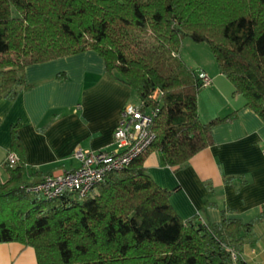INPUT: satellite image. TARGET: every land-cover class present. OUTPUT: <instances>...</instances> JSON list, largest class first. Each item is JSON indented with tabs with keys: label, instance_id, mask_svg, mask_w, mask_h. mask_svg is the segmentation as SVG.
<instances>
[{
	"label": "trees",
	"instance_id": "1",
	"mask_svg": "<svg viewBox=\"0 0 264 264\" xmlns=\"http://www.w3.org/2000/svg\"><path fill=\"white\" fill-rule=\"evenodd\" d=\"M186 37L208 44L234 93L264 121V0H0V100L32 87L28 66L94 50L143 107L159 109L149 151L182 167L214 144L216 125L237 116L200 119L203 88L180 57ZM19 127L11 130L19 160L6 161L0 182V243L33 247L38 264H232L233 253L249 264L243 249L264 211L248 223L225 209L213 224L181 218L171 191L148 173V152L85 196L27 194L37 182L24 177Z\"/></svg>",
	"mask_w": 264,
	"mask_h": 264
},
{
	"label": "crops",
	"instance_id": "2",
	"mask_svg": "<svg viewBox=\"0 0 264 264\" xmlns=\"http://www.w3.org/2000/svg\"><path fill=\"white\" fill-rule=\"evenodd\" d=\"M180 57L213 79L198 95L200 119L210 122L235 111L237 116L216 125L214 144L186 165L164 166L157 151H149L146 169L158 185L171 191L170 202L181 218L197 215L199 221L213 224L225 209L228 218L248 223L264 211V121L246 107L242 95L234 93L208 46L183 41ZM25 78L32 84L29 90L13 100H0V182L9 178L6 161L13 125L20 124L24 177L39 182L46 174L77 168L73 152L78 146L112 147L121 110L136 104L137 95L106 71L104 59L94 50L30 65ZM242 258L249 264H264V221L254 227ZM0 264H38L37 254L18 242L0 243Z\"/></svg>",
	"mask_w": 264,
	"mask_h": 264
},
{
	"label": "built area",
	"instance_id": "3",
	"mask_svg": "<svg viewBox=\"0 0 264 264\" xmlns=\"http://www.w3.org/2000/svg\"><path fill=\"white\" fill-rule=\"evenodd\" d=\"M196 74L202 88L213 83L207 72L198 70ZM158 111L159 109L143 107L142 102L138 105L126 104L114 129L112 147L99 150L76 147L73 156L79 161L77 168L46 174L36 184L26 186V193L46 199L58 198L68 193L87 195L105 180L109 172L123 170L149 152L156 139L153 125ZM18 160L17 153L10 151L7 156L9 164L15 166ZM237 259L238 255L233 253V260L236 262Z\"/></svg>",
	"mask_w": 264,
	"mask_h": 264
},
{
	"label": "rangeland",
	"instance_id": "4",
	"mask_svg": "<svg viewBox=\"0 0 264 264\" xmlns=\"http://www.w3.org/2000/svg\"><path fill=\"white\" fill-rule=\"evenodd\" d=\"M184 41L186 42V44H187L188 42H190V43H194V41H192L189 37H186V38L184 39ZM201 44H202L203 46H208V44L205 43V42H203V43H201ZM208 47H209V46H208ZM135 102H136L137 105L141 103V101H140V99H139L138 96H137Z\"/></svg>",
	"mask_w": 264,
	"mask_h": 264
}]
</instances>
